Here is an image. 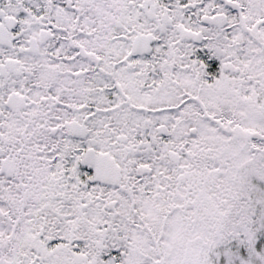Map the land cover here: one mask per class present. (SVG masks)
<instances>
[{"label":"snow or ice","instance_id":"1","mask_svg":"<svg viewBox=\"0 0 264 264\" xmlns=\"http://www.w3.org/2000/svg\"><path fill=\"white\" fill-rule=\"evenodd\" d=\"M0 264H264V0H0Z\"/></svg>","mask_w":264,"mask_h":264}]
</instances>
